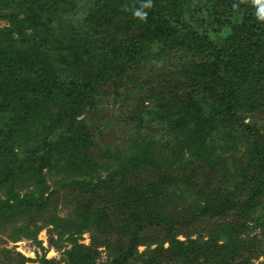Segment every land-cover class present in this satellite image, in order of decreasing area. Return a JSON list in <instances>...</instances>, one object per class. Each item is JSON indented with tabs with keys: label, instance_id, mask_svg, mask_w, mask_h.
Returning a JSON list of instances; mask_svg holds the SVG:
<instances>
[{
	"label": "trees",
	"instance_id": "trees-1",
	"mask_svg": "<svg viewBox=\"0 0 264 264\" xmlns=\"http://www.w3.org/2000/svg\"><path fill=\"white\" fill-rule=\"evenodd\" d=\"M73 2L0 0V20L8 23L0 28V231L13 215L34 221L54 205L53 195L69 190L79 210L77 230L60 217L46 221L58 229L53 243L71 246L65 264H233L253 244L238 235L252 219L250 210L264 206L256 203L264 194V134L246 123L264 110V21L256 16L264 5L90 0L75 24L59 18L73 13ZM137 9L146 20L134 16ZM157 69L168 78L152 88ZM133 75V93L147 92L127 106L119 88ZM106 89L149 135L119 148L99 143L104 119L95 111ZM146 98L151 104L143 106ZM236 131L252 141L243 159L232 158L229 172L215 147L218 140L232 149ZM228 188L241 189L243 199L234 201L222 191ZM188 191L201 193L200 200L192 197L177 210L172 204L180 205ZM230 211H239V222L223 223L207 241L188 233L178 238L200 218L215 226ZM83 231L92 241L94 232L106 235L97 245L118 243L106 262H95L78 243L75 234ZM112 234L120 236L106 240ZM152 244L155 250L137 254Z\"/></svg>",
	"mask_w": 264,
	"mask_h": 264
},
{
	"label": "rangeland",
	"instance_id": "rangeland-1",
	"mask_svg": "<svg viewBox=\"0 0 264 264\" xmlns=\"http://www.w3.org/2000/svg\"><path fill=\"white\" fill-rule=\"evenodd\" d=\"M88 1L90 0H74L73 3L75 5V8L73 10V13H65L59 18H62L68 22H74L76 24L84 16V14H86L88 8ZM256 5L263 6L264 3H256ZM71 8L72 6H70L69 8L66 7L65 9ZM7 27L8 23L4 20H0V28ZM51 27L56 30L57 24L53 22L51 24ZM49 53L51 57H53L54 59L56 58V53ZM130 73L131 71H129V74ZM153 76L155 80L153 79L151 81L150 85L152 86V88H154L155 85H158L159 82L166 81L168 78L167 74L164 73V70L159 69L155 71ZM147 79L148 77H145V81ZM125 81H127V84L121 86L119 88V92L121 93V95L127 93L126 99L128 100L124 101L127 102V106H132L135 104L137 105V101H139L138 98H140V96L137 97V95H142L147 92V90H142L141 92L133 93L131 87L132 85H135L134 75L128 79L127 77H124L123 82ZM148 86V83L144 82L143 88H146ZM109 88L111 87L109 86ZM107 89L103 91V94L100 97V104L98 105L97 110L95 111L99 112L104 119V124L101 127V129L104 131H102L100 134L99 143L108 147L115 146L119 148L120 145H122L123 143L125 144V142H128V140H131L133 138H140L141 136L144 137V135H149V131H146V127H143L141 124L139 125L136 120L133 121L132 111L131 113L127 111V106L123 105L124 103L120 100V98L115 101L114 94L111 90L107 91ZM145 100L146 101H144L143 103L144 105L142 104L143 106L147 105L148 103L151 104L148 98H146ZM246 123L251 126H256V129L260 130V132L264 134V110L255 112L252 118L249 117V119H246ZM94 129L97 128L94 126ZM234 136V147L232 149V143L230 144L226 142H219L218 140L217 145L215 147V152L221 154V169L225 167L227 168V170H229V172H233L234 170L232 166L233 162L231 163L232 158L237 157L243 159V154L246 151V146L251 143V138H246L247 134L241 135L240 132L236 131L234 133ZM52 176L53 175L51 174L46 178L47 183L50 186V191L54 190L53 188H55L52 187ZM235 180V182H241L242 179L236 176ZM196 184L197 185L195 186L198 188L199 186H202L201 181L196 182ZM243 187L244 186H241V188ZM245 188L249 190L250 186ZM245 188L243 189L245 190ZM208 190L209 188L206 187L203 191V197L207 195ZM222 191H225L227 194L232 195L234 201H240L244 197V192L242 193L241 189L236 190L228 188V190ZM198 195L201 196V193L198 194L195 191L191 195L188 191L184 194L180 205L176 206V204L174 203L172 205H174L177 210L180 207L189 206L192 204V197L194 201L200 200L201 197H199ZM68 196H70L69 190H60L57 194L53 195L50 198L51 203H53L54 205L48 206L43 213L37 216L34 221L28 222V224L27 219L29 217L26 216L13 215L6 218V220L1 226L0 231V264H19L20 257L29 260L24 261L23 264H42V262L40 261L41 258L53 260L58 264H65L66 255L64 254L67 251L66 249L69 250L71 246L67 244L68 242H64L61 248H58L53 243L57 242L58 240L57 236L55 235V231L57 232L58 229H56L53 225H49L50 223H47L46 221L50 220L49 217L52 216L60 217L65 221V223H67V228H71L73 231L77 230L79 225L77 222V219L79 220V210L73 209V204H71ZM262 201L264 202V194H262L260 198L256 199V203L259 202V204L261 205L260 202ZM238 212L230 211L227 217L225 219H220L219 222H217L219 224H215V226L213 225L214 222L211 223L210 219L207 218L205 220H201L200 218L193 225L187 227L184 233H182V235H179L178 238L180 240H184V234L188 233L192 235V239H197L199 235L203 236V238H201V241L205 242L207 241V239H209L211 234H214L216 232L217 228L223 226V223H227L229 224V226L238 223L239 217L241 215ZM250 212L252 219L247 221L243 232L239 233L238 235L245 241L252 240L253 244L250 242L251 247H249V244H246L245 248L241 249L242 251L239 252V255L237 257L238 259L233 264H245V262H250L251 264H264V253L262 252L264 250V225H262V223H264V206L258 207L256 205L255 211L250 210ZM258 217H260L259 221L254 222ZM119 236L120 235L118 234H114L113 236L108 237V239L106 240H117ZM75 237L78 239L79 244L89 248L90 255L94 257L95 262L97 263L106 262L108 260L107 257L110 255V253L114 251V248L118 244L117 243L115 245V243H111V246H109L110 248L102 244H95L98 243L100 240L105 239L106 237V235H98L95 234V232L93 233L94 241L91 240V233L87 231H83L81 234H75ZM221 243L222 240L219 241V244ZM114 245L115 247H113ZM166 247L167 244L164 245V248ZM155 249L156 248L154 244H152L150 247L139 246L137 254L139 256H142L144 254H149L151 250ZM153 254L154 258H163L162 255H159L157 253ZM162 264H169V261L164 260Z\"/></svg>",
	"mask_w": 264,
	"mask_h": 264
},
{
	"label": "clouds",
	"instance_id": "clouds-1",
	"mask_svg": "<svg viewBox=\"0 0 264 264\" xmlns=\"http://www.w3.org/2000/svg\"><path fill=\"white\" fill-rule=\"evenodd\" d=\"M254 3L260 4L264 3V0H253ZM146 8H151L152 7V2H150L148 5L145 6ZM235 7V5H234ZM134 16L136 18H139L140 20L144 21L147 18V13L144 10L137 9L134 12ZM256 16L258 17L259 20L264 21V7H262L258 13H256Z\"/></svg>",
	"mask_w": 264,
	"mask_h": 264
}]
</instances>
